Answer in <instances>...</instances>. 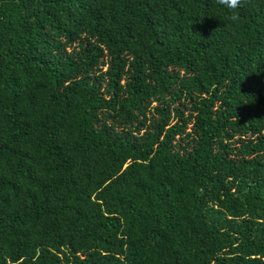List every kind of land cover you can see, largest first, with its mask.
Returning <instances> with one entry per match:
<instances>
[{
  "label": "trees",
  "instance_id": "obj_1",
  "mask_svg": "<svg viewBox=\"0 0 264 264\" xmlns=\"http://www.w3.org/2000/svg\"><path fill=\"white\" fill-rule=\"evenodd\" d=\"M0 0V264H264V0Z\"/></svg>",
  "mask_w": 264,
  "mask_h": 264
},
{
  "label": "clouds",
  "instance_id": "obj_2",
  "mask_svg": "<svg viewBox=\"0 0 264 264\" xmlns=\"http://www.w3.org/2000/svg\"><path fill=\"white\" fill-rule=\"evenodd\" d=\"M216 3L229 10L231 20L236 21L239 19L236 10L241 6L242 0H216Z\"/></svg>",
  "mask_w": 264,
  "mask_h": 264
}]
</instances>
